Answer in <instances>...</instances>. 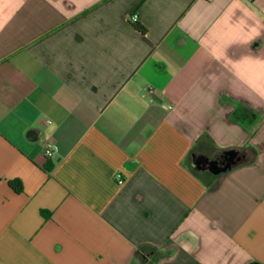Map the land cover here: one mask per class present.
Listing matches in <instances>:
<instances>
[{
    "label": "crops",
    "instance_id": "crops-1",
    "mask_svg": "<svg viewBox=\"0 0 264 264\" xmlns=\"http://www.w3.org/2000/svg\"><path fill=\"white\" fill-rule=\"evenodd\" d=\"M252 262L264 0H0V264Z\"/></svg>",
    "mask_w": 264,
    "mask_h": 264
},
{
    "label": "water",
    "instance_id": "water-1",
    "mask_svg": "<svg viewBox=\"0 0 264 264\" xmlns=\"http://www.w3.org/2000/svg\"><path fill=\"white\" fill-rule=\"evenodd\" d=\"M224 162L221 165H217L215 161L212 162L213 167L210 169V172L217 176L226 171L231 170L234 166H236L237 162L240 160L237 151L229 150L223 153Z\"/></svg>",
    "mask_w": 264,
    "mask_h": 264
},
{
    "label": "trees",
    "instance_id": "trees-1",
    "mask_svg": "<svg viewBox=\"0 0 264 264\" xmlns=\"http://www.w3.org/2000/svg\"><path fill=\"white\" fill-rule=\"evenodd\" d=\"M132 26L137 29V31H139L140 33L142 34H145L146 33V29L140 25L138 22L134 21L131 23ZM242 152H248V153H251V151L249 152L248 150H243ZM250 160L252 159V156H253V153L250 154ZM241 164V163H240ZM9 185L16 191V192H19L21 190V184L19 181H11L9 182ZM250 264H259L257 262H252Z\"/></svg>",
    "mask_w": 264,
    "mask_h": 264
},
{
    "label": "flooded vegetation",
    "instance_id": "flooded-vegetation-1",
    "mask_svg": "<svg viewBox=\"0 0 264 264\" xmlns=\"http://www.w3.org/2000/svg\"><path fill=\"white\" fill-rule=\"evenodd\" d=\"M215 161L217 165H221L224 162L223 157L220 156H215L213 158H209V159H202L200 158L199 161H197L199 163V168L203 169V170H210L213 167L212 162Z\"/></svg>",
    "mask_w": 264,
    "mask_h": 264
},
{
    "label": "built area",
    "instance_id": "built-area-1",
    "mask_svg": "<svg viewBox=\"0 0 264 264\" xmlns=\"http://www.w3.org/2000/svg\"><path fill=\"white\" fill-rule=\"evenodd\" d=\"M130 20L132 22H134V21H136V17L135 16H132V17H130ZM43 149H44V155H45V157L50 158L52 156V154H53V152L51 151V149H52L51 148V145H47Z\"/></svg>",
    "mask_w": 264,
    "mask_h": 264
}]
</instances>
